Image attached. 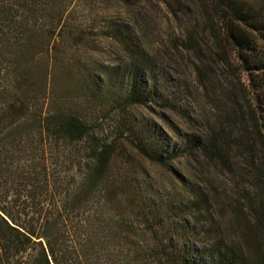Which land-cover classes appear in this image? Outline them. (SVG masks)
I'll return each mask as SVG.
<instances>
[{
  "label": "trees",
  "instance_id": "obj_1",
  "mask_svg": "<svg viewBox=\"0 0 264 264\" xmlns=\"http://www.w3.org/2000/svg\"><path fill=\"white\" fill-rule=\"evenodd\" d=\"M77 1L0 0V264H264V0L202 4L217 54L226 64L233 56L252 104L240 133L219 125L197 143L236 186L230 223L208 215L194 257L187 223L112 170L114 143L97 142L54 86L55 65L65 76L71 67L58 55L63 34L76 31ZM76 73L81 85L95 77ZM130 85L127 104L151 98Z\"/></svg>",
  "mask_w": 264,
  "mask_h": 264
},
{
  "label": "rangeland",
  "instance_id": "obj_2",
  "mask_svg": "<svg viewBox=\"0 0 264 264\" xmlns=\"http://www.w3.org/2000/svg\"><path fill=\"white\" fill-rule=\"evenodd\" d=\"M205 2L209 0L74 2L76 31L63 34L58 55L68 58L71 67L65 76L62 66L55 65L52 77L63 91L65 107L88 123L97 142L114 143L112 170L140 188L147 203L168 208L187 223L193 240L186 248L193 249V257L198 240L207 238L201 231L208 215L216 223H230L226 207L236 186L227 169L206 158L197 143L219 125L223 134L240 133L252 104L233 56L226 64L217 54ZM78 66L95 74L88 85L79 82ZM131 81L151 98L127 104ZM138 140L144 151L135 144ZM235 232L227 227L225 235L237 241Z\"/></svg>",
  "mask_w": 264,
  "mask_h": 264
}]
</instances>
